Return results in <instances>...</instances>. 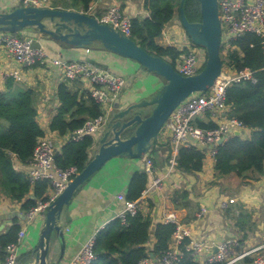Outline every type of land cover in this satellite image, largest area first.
I'll use <instances>...</instances> for the list:
<instances>
[{
    "label": "trees",
    "instance_id": "1",
    "mask_svg": "<svg viewBox=\"0 0 264 264\" xmlns=\"http://www.w3.org/2000/svg\"><path fill=\"white\" fill-rule=\"evenodd\" d=\"M92 0H54L53 6L64 9L88 10ZM181 0H145L149 16L133 18L132 38L150 53L167 58L175 66V60L182 50L175 46H165L157 39L163 35L166 26L174 19L175 10ZM185 13L194 22L202 18L200 0H186ZM224 61L234 70L246 67L254 70L256 81L244 80L234 83L226 90V102L230 105L229 116H235L249 129L251 136L231 135L219 146L215 156V175L225 176L235 173L240 177L249 172L264 173V43L261 36L246 33L233 40ZM225 46L222 47V51ZM9 77L7 90L0 91V194L22 202L26 211L36 206L40 200L48 198L50 182L40 180L32 183L22 165L32 159L34 149L45 130L38 121L35 92L31 88L14 85ZM60 106L54 115L50 129L60 135L75 132L89 119L102 114V108L90 94L83 89L73 90L67 82L57 89ZM197 119L196 123L204 128H214L217 123L211 120ZM157 140H154L155 143ZM96 142L94 135L80 140H69L56 156V163L62 168L77 166L79 171L90 160V148ZM206 154L196 147H182L177 156V168L183 172L195 174L204 168ZM150 177L146 172H135L130 182L127 198L138 200L149 185ZM172 201L177 209L192 205L191 192L186 188L176 189ZM241 226L242 219L238 221ZM21 226L11 225L0 233V253L4 260L6 247L15 242ZM174 222L162 221L153 227V217L139 211L135 215L127 214L124 221L117 216L98 234L94 251L97 255L92 264H140L151 252L160 258L172 248ZM154 237L156 242L150 248L148 243ZM246 237L240 238V243ZM186 238L180 245L184 255L179 264H202L186 245ZM208 264H223L221 261Z\"/></svg>",
    "mask_w": 264,
    "mask_h": 264
},
{
    "label": "crops",
    "instance_id": "2",
    "mask_svg": "<svg viewBox=\"0 0 264 264\" xmlns=\"http://www.w3.org/2000/svg\"><path fill=\"white\" fill-rule=\"evenodd\" d=\"M18 0H0L1 10H12L19 6ZM126 13L133 17L149 15L145 7V0H121ZM180 20L179 10H175L174 19L166 26L163 35L158 37V43L165 46H179L186 44L190 39L187 33L178 26ZM174 30V32L172 31ZM186 31V30H185ZM23 37L35 38L38 30L28 27L18 33ZM40 38V36L36 37ZM41 39V38H40ZM41 48L48 57L60 56L68 60L89 59L98 65H108L112 73L127 77L136 72L140 67L133 61L114 52L108 51L100 45L90 49L77 47L59 41L41 39ZM204 55L205 51H201ZM15 70L21 71V79H14V85L22 88H31L35 92L38 121L56 142L57 152H61L64 144L68 142V135H60L50 129V123L57 113L60 101L57 96L58 86L67 82L71 89H83L78 81H68L64 78L62 70L52 64L38 63L33 67H24L8 56L0 48V91L7 90V81ZM153 80V85L145 96H153L161 86V79L147 73ZM13 78V77H12ZM130 91V90H129ZM128 91V92H129ZM127 92V93H128ZM126 93V94H127ZM125 95L122 100H124ZM145 99V98H141ZM199 119L210 120L209 114H204ZM251 129L244 132L243 136H251ZM151 152L154 157L158 173L164 177L162 187L149 194H142L139 198L141 211L151 214L153 227L165 220L169 213H176L178 219L191 228L194 239L208 242L210 248L199 256L205 259L217 252V245L228 239L240 240L237 251L261 247L260 253L264 255V173L249 172L240 177L235 173L225 176L215 175V158L206 156L204 168L195 174L187 173L176 168L169 170V157L171 152V133L165 128L153 143ZM99 150L95 142L90 148L92 158ZM22 167V164H18ZM144 156L134 158L120 155L110 159L100 170L91 176L75 192L72 200L65 206L60 223L64 227L65 250L59 264H72L77 252L99 228H104L108 218L116 212L117 216L123 212L124 203L118 199L119 194L127 195L130 182L135 172L145 170ZM153 179L150 177L149 185ZM186 188L191 192L192 205L189 208L177 209L172 201L176 189ZM230 198L235 202L223 206ZM205 207L207 212L199 218L197 213ZM26 210L22 202L13 200L5 194H0V233L6 231L14 223L21 228H26V238L20 246L19 264H24L31 256L30 249L37 244L45 223V215H40L33 223H27ZM242 219L241 226L238 221ZM156 239L152 237L148 243L152 248ZM1 251V250H0ZM61 255V243L56 237L53 239L51 258L57 260ZM197 258V259H199ZM0 253V263L2 262ZM153 264H156L155 262ZM236 264H254V257H246Z\"/></svg>",
    "mask_w": 264,
    "mask_h": 264
},
{
    "label": "built area",
    "instance_id": "3",
    "mask_svg": "<svg viewBox=\"0 0 264 264\" xmlns=\"http://www.w3.org/2000/svg\"><path fill=\"white\" fill-rule=\"evenodd\" d=\"M18 1L19 6L54 7V0ZM218 2L223 30V46H226L227 51L229 47H232L233 40L249 32L261 36L264 43V0H218ZM85 12L95 16L99 22L112 26L120 33L132 36L133 17L126 13L121 0H92ZM32 40L33 38L23 37L18 33L0 31V48H3L8 56L21 66L33 67L38 63L52 64L62 70L66 80L83 83V90H86L101 105L102 114L94 119H89L83 127L67 135L69 140L75 141L87 135H94L97 139L109 119L107 112L114 111L115 101L126 83V77L102 69L91 60H68L60 56L48 57L41 48H33ZM177 48L182 50V53L175 60L176 70L183 75H193L201 71L206 63V52L202 55L200 46L189 41ZM224 65L223 71L213 87L205 92H195L182 101L162 128V130L165 128L171 133L170 171L177 168V156L180 148L196 147L206 156L215 158L220 146L219 141L223 137L226 141L235 131H241V135H243L249 129L237 117L228 115L231 108L226 102V90L230 85L241 83L244 80L255 82V72L248 67L239 71L234 70L225 61ZM21 74L20 70H15L10 76L19 80L22 77ZM206 113H210L211 120L217 123L216 127L204 128L196 123V120ZM56 146L52 136L40 137L32 159L28 164L22 165V169L33 184L40 180L50 182L48 198L40 200L36 206L27 210L26 221L29 224L33 223L38 216L46 214L49 206L80 172L77 166L62 168L56 163ZM151 150L144 155V172L153 181L144 189V195L160 189L164 179L155 167L154 157L149 154ZM118 199L124 203L123 212L119 216L124 221L127 214L135 215L141 210L139 199L130 200L125 194H119ZM234 202L235 199L230 198L225 201L223 206ZM206 212L207 209L203 207L197 216L201 218ZM164 221L176 224L172 248L160 258H156L157 261L149 256L142 259L140 264H153L154 262L156 264H179L184 255L180 245L186 238H189V243L186 245L187 250L191 251L196 258H199L210 248L208 242L193 238L191 228L181 222L176 213H169ZM101 230L102 228L97 229L87 240L74 256L72 264H92L96 260L97 255L94 247ZM25 238L26 228L22 227L17 240L7 245L5 258L0 264H19V250ZM238 246L239 241L235 239L222 241L217 245L216 253L198 260L202 264L217 261H221L223 264H236L246 257H254V264H264V255L259 251L261 247L237 251Z\"/></svg>",
    "mask_w": 264,
    "mask_h": 264
},
{
    "label": "water",
    "instance_id": "4",
    "mask_svg": "<svg viewBox=\"0 0 264 264\" xmlns=\"http://www.w3.org/2000/svg\"><path fill=\"white\" fill-rule=\"evenodd\" d=\"M185 2L181 0L179 7L181 24L191 42L203 46L207 53L204 67L193 75L181 74L167 58L150 53L132 37L99 22L95 16L83 10L17 6L12 10L0 11V31L19 33L28 27H35L38 30L36 37L40 36L41 39L89 49L100 45L108 51L134 60L140 67L127 77L115 101L114 111L96 139L99 150L47 209L40 238L30 249L31 256L24 264H59L66 245L64 227L60 223L61 215L76 190L110 159L120 155L134 158L144 156L179 104L195 92L209 90L221 75L224 59L219 2L200 0L202 18L194 22L186 16ZM36 37L32 40L33 48H42V40ZM99 67L108 69L109 66ZM147 73H154L166 80L153 96L144 95L153 85ZM124 95L125 99L122 100ZM234 134L241 135L242 132L235 131ZM224 141L225 137L219 144L222 145ZM116 217L117 213L114 212L106 221L110 222ZM54 237L61 243V255L57 260L51 258ZM150 256L157 261L154 252Z\"/></svg>",
    "mask_w": 264,
    "mask_h": 264
},
{
    "label": "rangeland",
    "instance_id": "5",
    "mask_svg": "<svg viewBox=\"0 0 264 264\" xmlns=\"http://www.w3.org/2000/svg\"><path fill=\"white\" fill-rule=\"evenodd\" d=\"M178 21V26H179V29L181 30V31H183V32H185L186 33V31H185V28L182 26V24H181V21L180 20H177ZM174 30H176V29H172V31L174 32ZM189 41H191L190 39H188ZM201 47V49L203 50V51H205L206 52V50H205V48L203 47V46H200ZM201 50V51H202ZM226 52H227V48H226V46H225V48H224V50L222 51V58L224 59L225 58V56H226ZM132 60V59H131ZM206 60H207V53H206V57H205V62H206ZM133 61V63L137 66V63L134 61V60H132ZM225 66V65H224ZM153 75L154 76H156V77H159L158 75H156V74H154L153 73ZM160 79H161V83L163 84V83H166V80L163 78V77H159ZM79 83H81L80 85L81 86H83V83L81 82V81H78ZM82 88H84V86L82 87ZM108 114V117L110 118L111 117V114L113 113V111H108L107 112Z\"/></svg>",
    "mask_w": 264,
    "mask_h": 264
}]
</instances>
